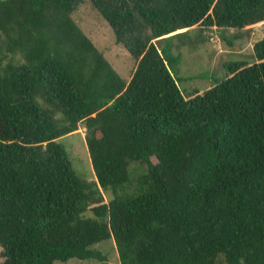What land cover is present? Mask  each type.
Returning a JSON list of instances; mask_svg holds the SVG:
<instances>
[{
    "label": "trees",
    "instance_id": "trees-1",
    "mask_svg": "<svg viewBox=\"0 0 264 264\" xmlns=\"http://www.w3.org/2000/svg\"><path fill=\"white\" fill-rule=\"evenodd\" d=\"M83 1L0 0V264H109V238L119 264H264V36L201 93L153 43L264 22V0H86L127 81L72 20ZM78 123L91 181L59 142Z\"/></svg>",
    "mask_w": 264,
    "mask_h": 264
},
{
    "label": "rangeland",
    "instance_id": "rangeland-1",
    "mask_svg": "<svg viewBox=\"0 0 264 264\" xmlns=\"http://www.w3.org/2000/svg\"><path fill=\"white\" fill-rule=\"evenodd\" d=\"M71 18L82 33L91 41L93 46L102 54L117 75L127 81L133 69L134 61L126 50L114 42L113 34L105 21L92 8L88 1L81 2L71 13ZM264 36V22L248 25L240 30L217 27H203L193 25L186 28L181 36L153 43L165 52L177 59L174 63L173 77L179 89L185 94L196 90L201 93L211 85L212 79L222 76L223 64L236 59H247L251 54L252 44ZM0 40L2 36L0 35ZM0 53L2 49L0 48ZM8 59L20 60L18 55H8ZM5 61V59H4ZM83 123H78L77 129L60 137L59 142L67 153L71 166L77 176L87 181L94 180V175L89 163V158L84 147ZM141 168L137 163L129 164L128 179H134L140 175ZM99 191L102 201L107 202L113 197L108 190ZM132 191L131 187H124L116 193ZM92 248L103 254L109 264H119L112 239L99 241ZM2 258L0 257V263ZM217 264H224L219 257ZM52 264H99L96 260H78L71 258L65 262L53 261Z\"/></svg>",
    "mask_w": 264,
    "mask_h": 264
}]
</instances>
